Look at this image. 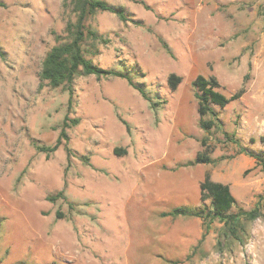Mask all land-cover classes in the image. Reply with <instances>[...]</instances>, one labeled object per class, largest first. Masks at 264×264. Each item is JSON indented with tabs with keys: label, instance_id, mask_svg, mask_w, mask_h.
I'll list each match as a JSON object with an SVG mask.
<instances>
[{
	"label": "rangeland",
	"instance_id": "obj_1",
	"mask_svg": "<svg viewBox=\"0 0 264 264\" xmlns=\"http://www.w3.org/2000/svg\"><path fill=\"white\" fill-rule=\"evenodd\" d=\"M0 2V264H264V205L234 235L214 221L202 241L200 219L161 217L200 207L207 174L230 188L232 214L264 196V171L233 142L264 153V0H108L138 25L91 16L86 26L106 42L86 57L129 72L151 103L123 79L79 76L69 114L66 90L39 80L74 21L65 0ZM198 76L215 77L226 97L241 92L214 107L221 123L209 132ZM66 115L79 120L67 144L37 152L54 145ZM203 141L212 163L192 164Z\"/></svg>",
	"mask_w": 264,
	"mask_h": 264
},
{
	"label": "trees",
	"instance_id": "obj_2",
	"mask_svg": "<svg viewBox=\"0 0 264 264\" xmlns=\"http://www.w3.org/2000/svg\"><path fill=\"white\" fill-rule=\"evenodd\" d=\"M108 0H65V9L74 16V21H70L65 27V40L53 46L46 54L41 70L39 73L40 86L44 85L56 88H64L68 93V114L73 107V82L79 76H95L96 78H118L123 79L133 89L151 103V99L147 96L143 86L134 82L129 72H119L115 70H107L94 64L93 61L86 57V49L89 45L95 49L96 45L105 44L102 36L86 26L87 20L99 12H107L115 15L121 22H133L126 14L124 9L113 7ZM134 1V0H129ZM4 5L0 2V7ZM138 25V22H133ZM57 41L60 39L56 37ZM95 54L96 51L89 52ZM3 56V51L0 48V57ZM141 77L143 73L140 69L137 70ZM168 86L171 90H176L181 82V78L172 74L168 78ZM195 98L198 102L199 126L205 132H209L214 127L220 126V119L214 110V107L225 108L232 101L240 97V93L226 97L220 92V84L215 77L204 78L198 76L194 81ZM158 104L152 103V108ZM79 123L78 119H71L68 115L65 116L60 124V132L52 146H39L35 144V149L39 153L49 157L55 153L61 146L68 142L67 130L76 126ZM227 138L233 141L232 138ZM239 148V152L254 159L257 166L264 171V153H254L243 148L236 140L233 141ZM259 142L264 146V135L259 138ZM204 148L201 153H198L192 164H210L212 159L209 156L208 147L205 141L202 142ZM68 162L70 161L71 151L66 148ZM119 153V150H115ZM64 199V193L61 191L57 195ZM54 200V198H49ZM200 201L202 205L198 208L176 207L169 212H164L161 217H169L172 219L178 217L198 218L203 222L204 232L201 241L205 239L210 231L211 224L214 221L222 223L227 232L231 235L235 234L236 227L243 221H254L260 216L261 207L264 205V196L260 197L253 209L243 211L237 214L230 213V210L236 204L230 188L222 183L214 182L207 174L204 181L200 184ZM209 201V206L205 202Z\"/></svg>",
	"mask_w": 264,
	"mask_h": 264
}]
</instances>
